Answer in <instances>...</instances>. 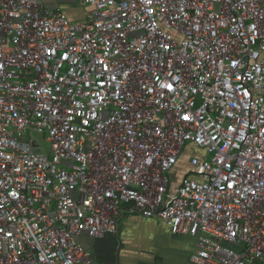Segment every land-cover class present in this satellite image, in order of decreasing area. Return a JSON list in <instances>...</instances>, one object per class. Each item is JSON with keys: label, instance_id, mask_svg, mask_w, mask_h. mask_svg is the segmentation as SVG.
I'll use <instances>...</instances> for the list:
<instances>
[{"label": "built area", "instance_id": "built-area-1", "mask_svg": "<svg viewBox=\"0 0 264 264\" xmlns=\"http://www.w3.org/2000/svg\"><path fill=\"white\" fill-rule=\"evenodd\" d=\"M77 1L0 0V264H98L129 209L264 264V0Z\"/></svg>", "mask_w": 264, "mask_h": 264}, {"label": "crops", "instance_id": "crops-1", "mask_svg": "<svg viewBox=\"0 0 264 264\" xmlns=\"http://www.w3.org/2000/svg\"><path fill=\"white\" fill-rule=\"evenodd\" d=\"M53 11L61 10L73 22L85 19L88 7L77 0H40ZM119 221L117 236H82L79 241L98 264H187L194 239L175 235L158 219H146L130 211ZM119 236V238H118Z\"/></svg>", "mask_w": 264, "mask_h": 264}, {"label": "rangeland", "instance_id": "rangeland-1", "mask_svg": "<svg viewBox=\"0 0 264 264\" xmlns=\"http://www.w3.org/2000/svg\"><path fill=\"white\" fill-rule=\"evenodd\" d=\"M82 20H79V21H82ZM27 137H28V139L32 138V144L34 146V152L41 153V154H49V150H50L49 144L44 141V138L41 135L32 132L31 134H28ZM186 170H187V168L180 167L176 174L178 176L182 177L185 174ZM163 223L164 222H162V224ZM119 230H120V228H119ZM118 238H119V236H118Z\"/></svg>", "mask_w": 264, "mask_h": 264}, {"label": "snow or ice", "instance_id": "snow-or-ice-1", "mask_svg": "<svg viewBox=\"0 0 264 264\" xmlns=\"http://www.w3.org/2000/svg\"><path fill=\"white\" fill-rule=\"evenodd\" d=\"M168 87H171L170 85H168ZM185 119H187V117H185Z\"/></svg>", "mask_w": 264, "mask_h": 264}]
</instances>
